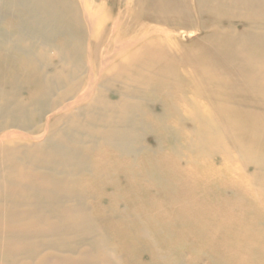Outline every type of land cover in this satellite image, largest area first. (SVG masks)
<instances>
[{"label": "bare ground", "instance_id": "6f19581e", "mask_svg": "<svg viewBox=\"0 0 264 264\" xmlns=\"http://www.w3.org/2000/svg\"><path fill=\"white\" fill-rule=\"evenodd\" d=\"M0 264H264V0H0Z\"/></svg>", "mask_w": 264, "mask_h": 264}, {"label": "rangeland", "instance_id": "374dc122", "mask_svg": "<svg viewBox=\"0 0 264 264\" xmlns=\"http://www.w3.org/2000/svg\"><path fill=\"white\" fill-rule=\"evenodd\" d=\"M4 22L6 23L5 19H4Z\"/></svg>", "mask_w": 264, "mask_h": 264}]
</instances>
